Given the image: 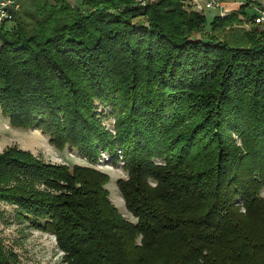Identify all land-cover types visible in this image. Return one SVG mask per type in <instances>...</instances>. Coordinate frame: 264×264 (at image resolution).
I'll return each mask as SVG.
<instances>
[{
	"label": "trees",
	"instance_id": "obj_1",
	"mask_svg": "<svg viewBox=\"0 0 264 264\" xmlns=\"http://www.w3.org/2000/svg\"><path fill=\"white\" fill-rule=\"evenodd\" d=\"M1 1V0H0ZM0 115L108 177L0 153V202L63 264H264V25L188 0H11ZM2 2V1H1ZM110 121V127L105 125ZM0 264H13L0 244Z\"/></svg>",
	"mask_w": 264,
	"mask_h": 264
},
{
	"label": "rangeland",
	"instance_id": "obj_2",
	"mask_svg": "<svg viewBox=\"0 0 264 264\" xmlns=\"http://www.w3.org/2000/svg\"><path fill=\"white\" fill-rule=\"evenodd\" d=\"M226 5L227 12L238 9L239 2L235 0H221ZM256 5L246 9V14H255L256 8L264 9V0H255ZM256 7V8H255ZM226 12V13H227ZM217 15L215 10L205 11L208 22ZM110 121L105 125L110 127ZM15 147L18 150L29 152L46 163L63 164L71 169L72 166L91 167L108 177L105 185L107 197L112 206L130 223L136 222L124 209L122 199L118 193L115 182L118 179L125 180L126 175L120 168L105 165V159L98 164L90 165L80 159L76 153L64 149L57 151L48 142L47 137L34 130H20L10 127L6 118L0 115V153L6 149ZM264 197V193H261ZM17 208L0 202V244L4 252L9 256L13 264H63L62 255L57 250L55 238L47 233L35 230L16 214Z\"/></svg>",
	"mask_w": 264,
	"mask_h": 264
},
{
	"label": "built area",
	"instance_id": "obj_3",
	"mask_svg": "<svg viewBox=\"0 0 264 264\" xmlns=\"http://www.w3.org/2000/svg\"><path fill=\"white\" fill-rule=\"evenodd\" d=\"M1 1H0V22L3 19L10 18L9 16L6 15V12L2 8L12 3L11 0H1ZM134 1L138 3H143L144 0H134ZM187 3L192 9L198 12L215 10L221 16H223L227 12L226 5H224L221 0H188ZM253 23L259 26L264 25V9L256 8Z\"/></svg>",
	"mask_w": 264,
	"mask_h": 264
}]
</instances>
